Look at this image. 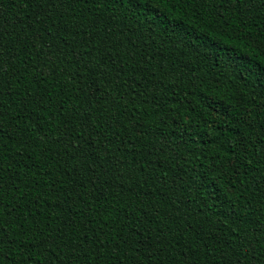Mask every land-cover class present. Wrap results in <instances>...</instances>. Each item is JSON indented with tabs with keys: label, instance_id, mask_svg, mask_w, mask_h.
I'll return each mask as SVG.
<instances>
[{
	"label": "trees",
	"instance_id": "obj_1",
	"mask_svg": "<svg viewBox=\"0 0 264 264\" xmlns=\"http://www.w3.org/2000/svg\"><path fill=\"white\" fill-rule=\"evenodd\" d=\"M37 11L0 0L11 53L3 264H35L26 258L45 240L53 264H264V234L252 230L264 221V0H58ZM97 45L111 67L89 105L80 77L90 82L95 53H77ZM85 119L98 135L84 129L77 152L63 124L79 132ZM92 140L99 157L123 162L107 175L124 180L89 182Z\"/></svg>",
	"mask_w": 264,
	"mask_h": 264
},
{
	"label": "snow or ice",
	"instance_id": "obj_2",
	"mask_svg": "<svg viewBox=\"0 0 264 264\" xmlns=\"http://www.w3.org/2000/svg\"><path fill=\"white\" fill-rule=\"evenodd\" d=\"M30 2L38 10L37 14L39 16L47 15V10L50 7L56 8L58 4V0H30ZM68 2L69 3L76 2V0H68ZM125 2L128 5H130L132 8H135L140 4L141 0H125ZM197 2L199 3L200 0H197ZM80 41L85 44V47H87V42L83 41V37L80 38ZM93 52L95 53V56L92 57V59H94L96 63L91 68H88L87 64L84 65V67L87 69V80L90 82L85 83V77L84 76L80 77L81 84L83 85L80 88V91L84 95V101L82 102L86 101L89 105L93 104L98 99L97 92L100 90L97 87L98 79H103L104 76L107 74L105 70L111 67L108 64L107 60L105 59V57L108 55V50L107 48L101 47L100 45H97L96 47L89 49L86 52H79L77 53V55L91 56ZM10 54L11 53L8 50L7 45L5 43L4 36L2 33H0V96L3 95V73L6 71L4 66V59L6 56H10ZM97 73H99L98 78H97ZM45 99H47V97L41 94L38 99H35L34 103L36 105H41ZM78 127L80 128L79 132L70 128L67 121L63 124V128L66 129V134L68 135L70 141H72L73 139L81 141V144H75V143L70 144V146L75 148L77 152L80 151L81 145L88 143V139L84 137V131H83L84 129H88L87 131L88 138L93 137L94 135H98V133L95 132V126L90 125L87 119L83 120ZM105 139H107V137H105ZM83 156H84V163H83L84 170L86 173H91L89 182L95 180V181H99L101 185L111 186L113 185L114 180L122 181L125 179L123 175H118L116 177H110L107 175L109 167L118 168L121 166L123 162L119 161L118 157L115 154H112L110 156L99 157L95 146V140H92V146L90 148H85L83 152ZM74 158L75 157H73V159ZM101 175L104 176L103 179H101ZM120 186L123 187L122 184ZM97 191H100V189L98 188ZM97 199H99V197H97ZM252 230L254 232H259L261 234H264V221H259L257 224L253 225ZM76 239L81 240V237L78 236ZM83 242L84 241L81 240V243ZM137 242H139V240ZM3 243L4 240L2 237H0V245H3ZM49 243L52 242L48 240L41 242L40 250L30 254V256L26 258V260L31 259V256L34 255L36 257L35 264H45V261H47V264H53L54 253H52L47 247H45V245ZM64 244L65 247H71L68 241H65ZM117 247H119V244H117ZM152 248H153V244L151 239L146 238L143 243L144 251L146 253H151ZM3 257H4V250L2 247H0V264H3V260H2ZM60 264H63V261H61ZM145 264H148V262L145 261Z\"/></svg>",
	"mask_w": 264,
	"mask_h": 264
}]
</instances>
